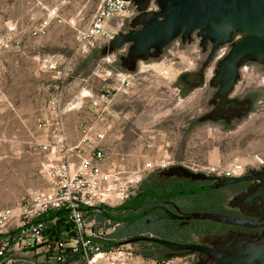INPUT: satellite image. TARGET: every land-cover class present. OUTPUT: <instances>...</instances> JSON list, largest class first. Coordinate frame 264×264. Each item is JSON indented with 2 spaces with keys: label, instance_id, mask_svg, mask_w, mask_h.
<instances>
[{
  "label": "rangeland",
  "instance_id": "rangeland-1",
  "mask_svg": "<svg viewBox=\"0 0 264 264\" xmlns=\"http://www.w3.org/2000/svg\"><path fill=\"white\" fill-rule=\"evenodd\" d=\"M2 1L0 0V43L3 44L7 27L12 25L19 27L21 24L32 25L33 21L18 20L24 15L25 8L29 7L26 3L24 4V0H18L16 10L11 14L16 19L12 20L9 19L10 13L7 10L4 11L3 8L7 5H3ZM47 1L48 6H51L50 9H56L60 17L53 21L62 22V17L69 22V18L74 14L78 15L73 21L76 24L75 30L70 29L64 35L55 36V47L59 43L67 45L72 42L79 49L77 33L89 25L102 0ZM136 13H138L137 10ZM131 27L130 20H127L124 31H129ZM105 46L107 45L103 41H98L94 45L101 48ZM127 53L128 47L124 55L127 56ZM119 58L113 65V72L108 76L106 84L118 88L121 83L117 81V75L122 74L121 79L130 76L131 84L126 92L124 89L114 90L116 100L113 112L118 114L119 119L112 124L113 131L120 132L115 148L118 150V157H124L125 160L128 159V162L123 164L119 162L117 166L112 167L121 172L126 171L130 175L142 169L146 163L163 158L176 166L184 165L193 169L209 166L226 168L234 162L244 163L246 171L262 166L256 158L264 160V102L258 103L252 116L229 133H223L211 125L195 130L188 129L190 117L201 113L197 108L201 97L194 100L196 95L185 98L175 94L180 91L177 84L184 67L196 68V64L203 59L197 42L192 45L183 44L181 38H178L166 47L159 58L138 62L133 72H130ZM161 61L166 62L168 68H165L163 64L157 66ZM70 68L72 71L71 65ZM84 68V64L78 67L80 70ZM98 68L99 63L94 70ZM252 68L247 72L244 69L245 80L249 85L255 84L254 82L258 85L261 80H264V68L258 65H253ZM210 75L211 69L207 79ZM42 100L31 101L18 97L15 101L19 106L16 126L15 131L13 133L11 131V137H9L7 123H2V118L5 117L0 112V209L11 208L27 201L32 193L47 187L43 172L46 157L40 147V144L44 142L43 127L47 123L46 117L43 116ZM2 104L3 101H0V108ZM163 171L165 170L145 172L142 181L135 185L133 195L137 194L145 181L161 180ZM119 205L121 204L115 206ZM227 206L225 204L223 208L228 209ZM124 225V231L131 232V224L126 222ZM130 246L137 255L139 248L133 244ZM31 257L18 254V264H27L24 261ZM179 257L182 260L177 264H192V261H189L190 258ZM156 262V260L144 258L143 264ZM71 264L86 263L78 261Z\"/></svg>",
  "mask_w": 264,
  "mask_h": 264
},
{
  "label": "built area",
  "instance_id": "built-area-1",
  "mask_svg": "<svg viewBox=\"0 0 264 264\" xmlns=\"http://www.w3.org/2000/svg\"><path fill=\"white\" fill-rule=\"evenodd\" d=\"M157 0H153L151 8L158 11ZM135 7L128 0H102L89 25L77 33L81 53H87L98 41L106 45L124 27L125 21L135 15ZM58 17L57 10L52 11L46 18L31 31L33 37H44L48 34L51 22ZM61 22V21H59ZM115 23V24H114ZM25 32L16 25L8 27L3 46H12L22 49ZM122 49L119 52H124ZM114 55H106L102 59L101 68L113 64ZM59 78L69 77L71 68L60 69L57 61L50 63ZM121 86L106 87L94 98L90 97V108L96 110V122L101 125V131L94 129V124L86 126L77 145L67 143L64 116L67 111L76 105L62 107V95H56L48 103L49 112L46 119L54 117L55 131H44L47 139L46 145H40L41 151L47 156L48 164L43 165L44 177L47 187L32 193L27 201L14 207L0 209V255L3 259L0 264H18L17 255H28L40 251L41 254L53 251L58 252L57 261H62L67 252L84 257L86 264H143L144 258L136 255L130 245L121 244L108 250L104 249L107 236L115 231V227L106 228L99 226L95 221L88 222L81 212L82 207H99L101 205L114 207L122 204L135 190V185L142 181L145 172L166 170L176 166L169 160L157 159L150 161L135 173L128 174L116 169L106 168L107 152L103 142L107 139L112 124L119 119L114 113L116 95L114 90L129 89L130 76L121 79ZM47 125V123H46ZM46 126L43 128L45 129ZM259 163L264 160L256 158ZM183 167L195 173L213 175L217 178H238L245 173V164L234 162L230 167L209 166L203 169ZM129 175V176H128ZM62 208L70 209L69 220L75 225V236L57 242L54 247L49 245L45 237L44 224L38 218L50 210ZM18 231L12 238L11 232ZM129 246V247H128ZM45 257L43 256L42 261ZM179 256L171 257L162 264H177ZM156 264V263H155Z\"/></svg>",
  "mask_w": 264,
  "mask_h": 264
},
{
  "label": "water",
  "instance_id": "water-1",
  "mask_svg": "<svg viewBox=\"0 0 264 264\" xmlns=\"http://www.w3.org/2000/svg\"><path fill=\"white\" fill-rule=\"evenodd\" d=\"M131 1L138 15L131 29L117 34L109 43L107 52L117 53L128 47L123 61L130 72L140 61L159 58L173 41L181 38L191 40L197 33L200 44L206 48L212 45L208 61L220 46L231 44L228 55L220 62L219 70L212 81L213 86L220 84L221 93L232 90L239 77V69L247 62L264 65V0H157L158 11H150L153 0ZM225 100L226 95H221ZM166 175H177L194 181L219 180L222 185L242 182L247 179L260 180L259 186L249 197L253 201L260 199L264 203V174L238 178H216L204 173H195L183 166H173L165 171ZM187 221H213L221 224L259 228L264 226V217L251 219L230 216L217 212L192 213L178 217ZM139 241L161 245L175 253L174 256L201 253L230 264H264V246L248 245L237 255L231 256L214 250L206 245L179 243L156 237H136L127 244ZM173 256V257H174Z\"/></svg>",
  "mask_w": 264,
  "mask_h": 264
},
{
  "label": "crops",
  "instance_id": "crops-1",
  "mask_svg": "<svg viewBox=\"0 0 264 264\" xmlns=\"http://www.w3.org/2000/svg\"><path fill=\"white\" fill-rule=\"evenodd\" d=\"M2 2L3 5H7L3 9L10 13L9 19H16L11 14L15 12L18 0H3ZM25 3L29 7L25 8L24 15L18 20H31L33 24L26 26L21 24L18 27V29L25 32L22 49L18 50L12 46L5 47L0 43V101H3L0 112L5 117L2 118V123H7L9 137H11V131L13 133L16 126L19 106L16 105L15 101L18 97L31 101L43 99V116L47 117L49 112L48 103L51 98L62 95V107L76 105L74 109L67 111L64 116L67 143L70 146H75L80 141L82 131L86 126L94 124V129L101 131V125L95 121L96 110L89 106L90 97L94 98L100 90L103 91L106 87H109L106 82L108 76L113 72V65L120 57V52L110 54L107 52V46L104 48L93 46L87 53H81L76 44L72 42L67 45L59 43L55 47L56 42L54 39L56 35H64L70 29L75 30L76 24L73 21L78 17L75 14L69 18V22L62 17L61 23L52 21L46 36L33 37L31 31L35 26L56 9H50L51 6H48L49 2L47 0H24ZM58 29H60L59 32ZM106 55H114L115 57L114 63L105 67L107 70L100 66ZM55 61L59 63L60 69H63V67L67 69L66 67L70 68V65L72 66L74 71H71L70 77L59 78L56 76V71L50 67V63ZM98 63L99 68L94 70ZM82 64L85 65V68L83 70L78 69ZM162 64L165 68H168V64L162 61L157 66ZM109 68L110 70H108ZM185 68H189V66L184 67L180 74L185 71ZM118 78L117 81L120 80ZM41 95H43V98H41ZM53 121L54 117L52 116L51 120H46L45 132H48V130L55 131L56 128L50 126ZM119 134V130L114 132L111 129L107 139L103 142V148L107 152L108 158L106 168L117 169L112 166H117L116 164L119 162H122V164L128 162V159L125 160L124 157L119 158L118 150L115 149ZM43 138L44 142L40 145L47 144L46 136L44 135ZM45 157V163L48 164L47 156L45 155ZM125 239L123 238V240ZM26 256H32L24 261L27 264H41L43 259L40 251Z\"/></svg>",
  "mask_w": 264,
  "mask_h": 264
},
{
  "label": "flooded vegetation",
  "instance_id": "flooded-vegetation-1",
  "mask_svg": "<svg viewBox=\"0 0 264 264\" xmlns=\"http://www.w3.org/2000/svg\"><path fill=\"white\" fill-rule=\"evenodd\" d=\"M150 8L151 5L149 6V10L154 11ZM137 15L138 13L135 12V15L131 19H128L131 24H133ZM124 27L120 30L121 33L128 32L124 31ZM131 29H133V27H131L130 30ZM181 41L183 44L189 45L197 42L203 55V59L196 64V68H185V71L182 73L179 83L177 84L180 91L175 95H182L185 98L190 95H196L194 100L201 97V101L197 104V108H199L201 113L197 116L190 117L188 129L195 130L205 126L208 127L209 125L217 128L223 133H229L236 129L239 124L252 116V113L257 109L256 106L258 103L260 104L264 102V80H261L258 85H256V82H254L255 84L253 85H249L245 80L244 69H246L245 72H247L248 70L253 69V65H258L263 68L264 65L256 62L245 63L239 69V77L232 90L226 94L221 93L222 86L220 84L213 86L212 81L219 70L218 66L220 62L230 52L232 47L231 44L220 46L215 52L213 58L208 61L212 51V45L208 43L206 48H203L200 44V38L197 33L192 35L191 40L186 39L183 41L181 39ZM123 49L126 53L127 48ZM124 54L123 52H120L119 60L126 65L123 61V58L126 57ZM210 69L211 75L207 79ZM221 95H226L225 100L222 99ZM255 173L264 174V164L254 170L245 171L242 176H254ZM208 176L215 177L213 175ZM184 179L186 178H183V180ZM190 181L192 183H190ZM185 182L189 184L185 187L188 190H193V186L195 185H193V182H197L199 190L202 191V196H194L198 198L201 197V204H197V206L192 208L193 210L178 211L174 209L173 204H171L173 211L169 214V217L177 222L179 228H181V233L185 234L186 232H189L190 226L193 228V223L197 220L191 219L187 221L186 219H179L178 217H186L192 213L211 212L201 211V209L213 210V212L217 213L251 219H261L264 217V203L260 199L253 201L249 200L250 195L262 185L260 180L247 179L229 185H222L219 180L192 181V179L187 178L184 180L183 184ZM225 204L228 205V209L223 208ZM201 222L208 223L213 221ZM213 223H216L213 228L206 229L205 227H202V232L204 234L198 233L199 235H191L188 233L189 240H184V243L206 245L214 250L231 256L237 255L240 250H245L246 247L251 244L264 246V226L251 228L217 222ZM195 230L197 231V229ZM207 230L211 231L207 232ZM184 258H190L189 261H192V264H230L201 253L185 254Z\"/></svg>",
  "mask_w": 264,
  "mask_h": 264
},
{
  "label": "trees",
  "instance_id": "trees-1",
  "mask_svg": "<svg viewBox=\"0 0 264 264\" xmlns=\"http://www.w3.org/2000/svg\"><path fill=\"white\" fill-rule=\"evenodd\" d=\"M183 178L177 175H166L163 171L161 172V180L156 182L145 181L137 194L130 196L118 207L101 205L96 208L82 207L80 210L88 222L95 221L97 225L106 228L115 227V231L107 236L104 241L105 250L127 244L128 240L136 237H156L184 243V240H189L188 233L199 235L203 233L202 227L213 228L216 223H203L197 220L193 223V228L190 226L189 232L185 234L180 232L181 228L173 218L169 217V214L173 208L178 211L193 210V207L201 204V197L194 196H202V191L199 190L197 182H193V185L195 184L193 190H188L185 187L189 184L187 182L183 184L187 178L184 180ZM190 183L192 182L190 181ZM171 204H173V208ZM70 211L67 208L50 210L38 218V222L45 226L43 233L51 247H54L60 240L75 236V225L69 220ZM201 211L213 212V210L204 209ZM126 222L131 224V232L124 231ZM210 231L207 230V232ZM17 233L18 231L11 232L12 238ZM123 238L126 239L123 240ZM1 240L2 236H0V250ZM132 244L139 248L137 255H141L145 259L156 260V264H162L175 255L173 251L155 243L139 241ZM57 253L51 249V252L42 254L45 259L41 264H71L78 261L86 263L83 256L70 252L62 255L64 256L62 261H57L58 256H55ZM2 259L3 257L0 255V261Z\"/></svg>",
  "mask_w": 264,
  "mask_h": 264
}]
</instances>
